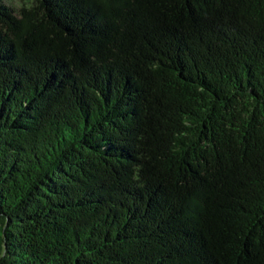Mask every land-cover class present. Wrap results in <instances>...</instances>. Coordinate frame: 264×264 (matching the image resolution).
Wrapping results in <instances>:
<instances>
[{"label":"trees","instance_id":"1","mask_svg":"<svg viewBox=\"0 0 264 264\" xmlns=\"http://www.w3.org/2000/svg\"><path fill=\"white\" fill-rule=\"evenodd\" d=\"M0 264H264V0H0Z\"/></svg>","mask_w":264,"mask_h":264},{"label":"clouds","instance_id":"2","mask_svg":"<svg viewBox=\"0 0 264 264\" xmlns=\"http://www.w3.org/2000/svg\"><path fill=\"white\" fill-rule=\"evenodd\" d=\"M10 2L13 5V7L17 10H19L20 8L31 10L35 5V0H10ZM133 178L134 179L138 178L135 173Z\"/></svg>","mask_w":264,"mask_h":264}]
</instances>
